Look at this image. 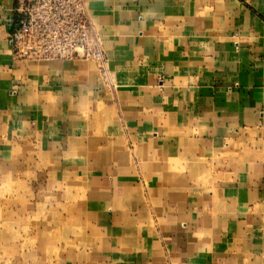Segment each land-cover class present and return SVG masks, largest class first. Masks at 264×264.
<instances>
[{"label":"crops","instance_id":"1","mask_svg":"<svg viewBox=\"0 0 264 264\" xmlns=\"http://www.w3.org/2000/svg\"><path fill=\"white\" fill-rule=\"evenodd\" d=\"M86 1L107 76L16 59L0 0V168L70 209L59 264H264V1Z\"/></svg>","mask_w":264,"mask_h":264},{"label":"rangeland","instance_id":"2","mask_svg":"<svg viewBox=\"0 0 264 264\" xmlns=\"http://www.w3.org/2000/svg\"><path fill=\"white\" fill-rule=\"evenodd\" d=\"M17 167L0 168V264H59L80 240L78 227L68 208L31 207L42 193L26 188Z\"/></svg>","mask_w":264,"mask_h":264},{"label":"built area","instance_id":"3","mask_svg":"<svg viewBox=\"0 0 264 264\" xmlns=\"http://www.w3.org/2000/svg\"><path fill=\"white\" fill-rule=\"evenodd\" d=\"M9 42L16 59L94 61L107 76V56L86 0H13Z\"/></svg>","mask_w":264,"mask_h":264}]
</instances>
